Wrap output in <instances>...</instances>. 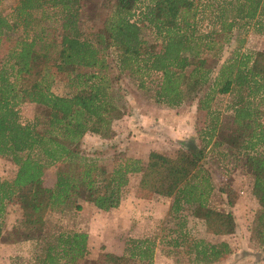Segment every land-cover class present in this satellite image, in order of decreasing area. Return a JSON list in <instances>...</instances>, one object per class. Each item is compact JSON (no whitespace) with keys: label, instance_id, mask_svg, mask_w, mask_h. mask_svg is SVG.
Segmentation results:
<instances>
[{"label":"trees","instance_id":"1","mask_svg":"<svg viewBox=\"0 0 264 264\" xmlns=\"http://www.w3.org/2000/svg\"><path fill=\"white\" fill-rule=\"evenodd\" d=\"M2 1L0 156L15 171L10 179L0 180V218L6 203L17 204L11 242L34 241L39 264H73L86 253L87 233L49 231L48 213L67 206L79 210L80 202L102 211L116 208L128 175L139 174V190L171 199L167 214L176 219L178 236L169 244L183 245L190 264H210L230 253L225 241L188 237L179 213L193 209L213 235L235 230L231 211L208 205L213 187L202 167L205 149L219 128V112L210 110V103L216 94H232L224 142L252 177L251 193L260 206L258 238L264 244V125L262 112L253 104L264 90V51L234 53L217 62L236 20L254 19L255 30L264 34V0L218 1L213 15L218 26L207 31L197 27L202 0H148L140 9V0H100L102 19L96 27L81 23L82 0H16L8 13L2 12ZM143 28L158 42L147 43ZM109 48L114 50L117 76H128L163 108L196 99L197 109L209 116L207 128L182 140L173 156L149 150L144 165L139 158L116 155L105 166L83 155L79 143L85 133L110 138L111 122L124 115L119 94L103 73ZM56 81H67L68 93L55 94L51 85ZM24 102L38 106L41 118L21 124L17 107ZM224 142L214 139L212 145ZM50 166L55 168L54 180L44 186L43 171ZM216 190L225 195L228 207L234 204L230 187ZM153 248L151 239L128 237L121 254L100 246L93 264H151Z\"/></svg>","mask_w":264,"mask_h":264},{"label":"rangeland","instance_id":"2","mask_svg":"<svg viewBox=\"0 0 264 264\" xmlns=\"http://www.w3.org/2000/svg\"><path fill=\"white\" fill-rule=\"evenodd\" d=\"M16 0H3V13L9 12V7ZM100 0H82L81 23L88 27H96L101 21L102 11ZM148 0H140L138 9ZM220 0H202L201 18L197 27L201 31L217 28L213 15L215 6ZM137 11V10H136ZM38 14V12L36 13ZM254 19L250 22L236 20L228 41L223 43L218 63L237 53H251L255 50L264 51V34L255 30ZM88 27L86 29H88ZM146 42L154 45L153 34L142 29ZM109 50V51H108ZM106 51V68L104 76L110 81L113 92L119 94V104L124 115L111 122L114 135L101 138L93 133H85L80 139L79 149L83 155L94 158L97 163L110 166L116 155L139 158L145 164L149 150H156L168 156H173L182 140L196 136L199 129H206L209 116L197 109L196 99H187L174 108H163L153 102L149 92L139 90L134 82L125 75L117 76L115 54L113 48ZM113 50V51H112ZM55 94H65L70 90L68 82L56 81L51 85ZM260 98L259 101V97ZM233 101L232 94H216L210 103V110L218 111V126L215 135L205 149L202 167L209 176L213 187L208 198V205L222 211H231L235 230L232 234L213 235L204 229V222L193 209H184L179 214L184 217L181 228L190 238H200L210 243L225 241L230 246V253L210 264H264V244H260L257 220L260 206L251 193L252 177L249 175L243 160L234 158L233 150H228L227 140L231 121V110L226 108ZM253 104L262 112L260 122L264 125V90L253 99ZM18 120L21 124L31 123L36 116L41 118L40 108L33 103L24 102L18 105ZM218 139L224 143L213 146L212 141ZM233 149V148H232ZM223 153V155H222ZM54 166L43 171L42 184L51 186L54 180ZM15 166L7 157L0 156V180L10 179ZM139 174L128 175L126 186L122 189L121 202L116 209L98 210L88 203L82 209L76 210L67 206L61 212L51 211L47 215L49 231L79 230L87 233L86 253L83 258L73 264H93L96 254L101 250L118 252L123 249L126 238H148L154 241L151 264H190L183 245L176 247L169 244L170 239L178 236L176 219L167 214L170 198L153 195L141 191L136 183ZM230 187L233 191L234 204L228 207L223 193L218 192V186ZM19 214L17 204L6 203L5 211L0 218L2 233L1 243H11L10 225ZM196 214V215H195ZM0 254V264H39L34 259V241L23 248L4 251ZM132 264H146L137 261Z\"/></svg>","mask_w":264,"mask_h":264},{"label":"crops","instance_id":"3","mask_svg":"<svg viewBox=\"0 0 264 264\" xmlns=\"http://www.w3.org/2000/svg\"><path fill=\"white\" fill-rule=\"evenodd\" d=\"M87 205H88V203H86V202H80V206H81L80 209L83 210V208ZM119 206H121V205H119ZM112 209H116V208H112ZM31 243H32V240H24V241L11 242V243H1L0 244V254H2V256H5L4 251H12L14 248L15 249L23 248L25 246H28ZM114 253L121 254L122 249H120L118 252L114 251Z\"/></svg>","mask_w":264,"mask_h":264}]
</instances>
